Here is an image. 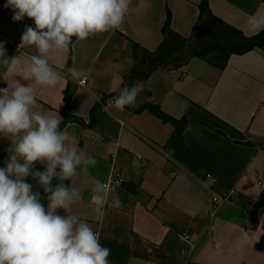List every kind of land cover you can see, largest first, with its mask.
Masks as SVG:
<instances>
[{"label": "crops", "instance_id": "0c3cea01", "mask_svg": "<svg viewBox=\"0 0 264 264\" xmlns=\"http://www.w3.org/2000/svg\"><path fill=\"white\" fill-rule=\"evenodd\" d=\"M200 0H129V10L118 29L75 37L67 50L48 56L62 79L55 87L24 81L0 65V88L16 81L34 90L36 111L58 115L63 94L70 92L68 113L83 126L67 122L61 129L82 158L97 163L78 167L68 185L81 199L64 214H77L92 225L102 246L111 250L110 264H264V51L231 56L222 70L197 59L185 69L153 72L133 105L102 112L98 100L116 99L123 76L132 64V43L148 50L161 41L165 11L173 30L187 37ZM211 12L246 36L253 16L264 15V0H207ZM34 27V23L31 25ZM24 29L0 17V43L8 57L27 61L39 55L21 43ZM81 71L73 78L71 70ZM85 77L83 86L77 81ZM152 103L167 115L187 117L188 124L174 135L170 124L148 111ZM63 120V118H62ZM11 141L0 137V163L5 165ZM44 166V165H42ZM122 178L105 196L102 217L91 201L92 188L107 181L111 170ZM206 175L210 177L207 178ZM59 177V176H58ZM121 208L108 206L115 198ZM219 204L212 208V198ZM47 206V201H46ZM214 209V210H213ZM187 232L195 248L180 240Z\"/></svg>", "mask_w": 264, "mask_h": 264}, {"label": "clouds", "instance_id": "9594fccd", "mask_svg": "<svg viewBox=\"0 0 264 264\" xmlns=\"http://www.w3.org/2000/svg\"><path fill=\"white\" fill-rule=\"evenodd\" d=\"M4 7L12 9L14 22L25 17L34 22V27L25 25L18 53L34 47L39 55H31L27 61L19 54L8 57L0 43V65L8 74L19 72L24 81L55 87L62 76L50 65L49 54L67 50L73 37L84 41L118 29L129 10V0H6ZM248 28L264 30V15L253 16ZM71 74L77 79L83 75L76 69ZM142 91L139 84L124 87L114 106L124 111ZM38 107L33 88L19 80L14 87L0 88V137L11 141L5 166L0 167V264H110L111 250L101 245L87 219L57 211L66 212L81 199L79 190L63 181L75 177L81 165L87 168L97 161L90 156L83 159L69 145L58 113L36 111ZM38 164L44 165L43 170L37 169ZM57 176L61 183L53 186ZM29 178L46 196L34 191ZM105 186L98 181L92 188L91 201L100 217L108 204ZM108 206L121 208L122 201L117 197Z\"/></svg>", "mask_w": 264, "mask_h": 264}, {"label": "trees", "instance_id": "16d2710c", "mask_svg": "<svg viewBox=\"0 0 264 264\" xmlns=\"http://www.w3.org/2000/svg\"><path fill=\"white\" fill-rule=\"evenodd\" d=\"M160 34L161 41L153 50L132 43V64L122 78L121 90L124 87L133 86L135 82L146 81L153 72L185 69L189 61L194 58L222 70L233 55H242L255 48L264 51V30L253 36L244 35L239 29L216 17L209 9L207 0H200L196 19L187 37L181 36L172 29L168 10L165 11ZM69 98L70 92L65 90L61 129L67 122L84 125L82 119L68 113ZM143 110L148 111L162 123L170 124L174 135L180 134L188 124L187 117L175 119L165 114L156 104L146 102L135 108L134 112ZM4 166L0 163V167ZM36 167L38 170L44 168L39 164ZM28 182L33 184L34 191H40L42 195L46 196L35 181L29 178ZM52 183L55 186L61 183V180L57 176L53 178ZM63 183L68 185V181H63ZM46 201V198L42 200L45 207Z\"/></svg>", "mask_w": 264, "mask_h": 264}, {"label": "built area", "instance_id": "2783aa9c", "mask_svg": "<svg viewBox=\"0 0 264 264\" xmlns=\"http://www.w3.org/2000/svg\"><path fill=\"white\" fill-rule=\"evenodd\" d=\"M5 3H6V0H0V17L8 20L9 22H11V23L23 28V29H24L25 25L31 26L34 23L31 19H29L27 17H25L22 21L14 22L12 19L13 11L10 8H5L4 7ZM18 45H19V43H15L13 45V47L16 51L18 49ZM86 80L87 79L85 77H83L82 79L77 81V84L80 86H83V85H85ZM114 101H115L114 99L98 100L97 104H98V106L102 112L108 113V108L111 106H114ZM206 177L209 178L210 176L206 175ZM103 183L106 184L105 192H104V195H106L110 190L121 185L122 178L119 177V175L117 173H115V171L112 169L107 181H105ZM263 183H264V177L257 182V184L259 186H261ZM211 200L213 202L212 208L216 209L217 204H219L220 201H223L224 199H221L219 201V199L217 197H213ZM262 201H264V199ZM180 237H185L184 240H181V239L180 240L183 241L188 246L189 251H192L195 248V242L192 240L191 235L189 233H187V232L181 233L179 235V238ZM188 259H189V253H186L183 264H190Z\"/></svg>", "mask_w": 264, "mask_h": 264}]
</instances>
